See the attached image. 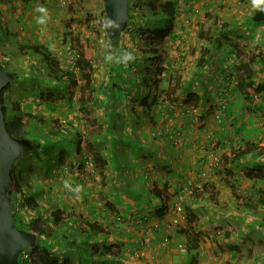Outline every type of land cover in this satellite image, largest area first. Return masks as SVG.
I'll return each mask as SVG.
<instances>
[{"label": "crops", "instance_id": "obj_1", "mask_svg": "<svg viewBox=\"0 0 264 264\" xmlns=\"http://www.w3.org/2000/svg\"><path fill=\"white\" fill-rule=\"evenodd\" d=\"M195 8L200 9L198 16L193 15ZM241 9L242 14L237 17L227 13L233 11L232 8L226 9L206 0H199L193 6L181 3L175 6L177 13L172 21L173 28L163 43L156 47L165 53V69L159 75L157 103L147 110V115L140 116L136 112L145 104L144 100H150L152 85L145 83L148 73H152V68H148L150 65L142 68L139 77L132 75V72L125 74L129 83L124 89L117 79V86L109 89L105 100H101L100 90L102 87L106 90L101 82L110 80L108 69L94 74L97 80L96 83L92 82V87L96 88V99L87 107L92 116L85 114L78 122L90 126L85 139L91 144L86 148L94 156V166L84 169L80 166V156L74 153L73 157L75 155L78 160L75 166L73 158L59 157L58 162H64L62 169L76 172L73 177L76 176L79 181L64 175L63 179L71 185L72 190L61 182L58 193L61 202H56V195L51 194L46 205L56 207L57 204L65 212H75L77 216L73 225L77 230H86V226L93 222L106 227L103 234L94 228V237L87 241H94L98 248L103 243H116L119 245L118 255L86 262L87 258L71 249L69 244L73 240L67 233L69 231L64 229L66 239L59 241L60 250L53 245L48 256L58 257L59 254V261L68 258V264H79L84 260L85 264H187L188 256L182 259L177 248L178 242L186 241L185 237L177 227L170 232L163 228L162 223L167 216L154 214L160 200L149 186L155 184L161 188L165 185L167 193L178 191L187 178H195L206 168L204 161L212 149L210 146L216 144L223 168L218 166L216 170L208 172L204 185L207 191H193L185 200L186 211L196 216L194 229L200 232L197 236V264H264V215L261 212L264 207V141L260 127L263 119L253 118L243 111L250 105L243 98L238 84L240 63L237 64L238 59L234 58L229 51V43H226L238 39L232 34V29L237 34L249 36L252 33L251 38L257 37L252 32L254 28L242 26L248 16ZM218 15L222 18L215 21L226 24L223 29L226 36L217 35L219 41H214L218 31L212 28V24ZM184 18L192 20L189 36L183 24ZM136 28V25L133 26L134 30ZM223 30H220L221 34ZM125 33L118 40V45L125 47L122 50L126 51L136 43L138 47L144 46L137 34L132 36L129 32ZM24 37L26 41L34 39L25 34ZM246 61L254 79L260 78L262 73L264 75V62L258 59ZM232 72L237 73L235 82L231 80ZM117 74L122 75V71L119 70ZM247 80L248 77L245 78ZM141 83L144 85L141 86ZM67 84L66 81L60 86L67 89ZM225 87L227 92H223ZM190 92L198 96V102L191 112L193 116L185 113L187 103H183ZM168 95L172 97L170 101ZM162 96L167 101L160 100ZM222 102L225 109L216 119L213 111ZM211 106L212 114L197 123L194 114L200 118L210 112L208 109ZM255 106L263 109L264 101L257 102ZM174 137L176 144L173 143ZM241 138L245 142L240 143ZM244 143L255 146L233 158L234 147ZM240 166H244V174L249 168H256L259 172L257 176H246L244 182L248 181L249 187L242 193L239 192V182L244 177L240 178ZM224 170L231 173L228 180H223L227 177ZM233 184L237 185L232 187V192L229 186ZM77 185L83 189L79 193L74 191ZM253 207L257 210L258 223L255 230L249 231L245 229L247 221L243 213L252 214ZM70 218L73 217H67ZM69 233L73 235V232ZM146 234L148 242H139ZM135 249H141L143 256L136 257Z\"/></svg>", "mask_w": 264, "mask_h": 264}, {"label": "rangeland", "instance_id": "obj_2", "mask_svg": "<svg viewBox=\"0 0 264 264\" xmlns=\"http://www.w3.org/2000/svg\"><path fill=\"white\" fill-rule=\"evenodd\" d=\"M134 1V0H132ZM144 0H139V2L143 3ZM146 1V0H145ZM199 0H185L184 4H191L193 6V3L197 2ZM205 1V0H202ZM212 3H218L220 6L228 9L232 8L233 11H227V13L231 14L232 16L239 17L240 14V8H242V12L245 13L248 17L245 18L243 22V27H247L249 29H253L252 32H254V35L257 36L256 38L253 37V34L251 31H249L251 34L248 36L247 34H237L235 32V29H232V34H235L238 39H234V42L230 43L229 41L226 43H229L230 49L229 51L234 55V58L236 57L238 59L237 64L245 63L247 64V67L245 70L241 69L240 76H243V74H247L245 78L248 77V80L245 81L244 78V85L240 86V91L242 88H248V83L251 82V87L256 88L257 86H260L264 83V75L261 74L260 78L254 79L252 77V70L249 68L247 59L249 60V57L251 55L257 54L260 48H262V37L264 35V21H261L260 23H254L249 20V16L253 14L256 10V8L253 7L251 0H206ZM70 1L67 0L65 3H61L59 0H0V20L4 21L8 30L6 32H2L0 30V54H4L2 59H0L1 62H3L7 69L14 70L18 75L17 79H13L11 81V84L9 85V89L12 87L15 88L14 93L5 95L6 102L10 101L11 98H22L24 99L23 106L30 107V104L35 107L34 111L41 112L46 110V107L49 105V107H62L65 109V111H68L71 114H76L77 106L80 105L79 101L76 96V90H78L77 87L74 89V95L73 98L67 99L65 97L67 89L64 86H60V84L54 80H51V82L45 81V75H46V66L39 60V56L35 55L33 53H28L26 55H21L20 50L23 49L20 47L24 45V42L26 41L24 34L26 36H31V38H34L32 41L38 42L40 44H44L47 48L50 49V52L53 56H55L59 60V65L62 71H68L71 67L72 63V50L69 47V44H64L62 42V33L67 28L65 26V23H67L69 26H71V29L73 31H80L83 32L85 35L89 37V40L91 44L94 47V69L92 74V82L96 83L95 75L99 70H105L108 69V75H113L115 71L121 70L122 73L128 75V73L132 72V75L139 77L141 75L142 68H144L146 65L149 64V60H147L146 56L143 54L142 47H138V43H136L135 46L131 47L130 49L126 48V51L122 50L121 45H118V51L115 49L114 51H109L107 49V41H106V35H105V27L103 25L105 20V15H103V2L102 0H75L71 4H68ZM13 3V4H12ZM43 6L47 9V13L49 16L48 22L46 27L39 25L36 23V17L40 15V13L36 12L35 9ZM196 9H194L195 11ZM222 14V11H220ZM218 12V14L220 13ZM201 12L197 10L195 12V16H198ZM26 16V17H25ZM232 18L231 16H229ZM251 17V16H250ZM221 19L222 17H216L214 18L212 28L216 29L218 31L219 24L216 23L217 19ZM216 20V21H215ZM236 20V18H235ZM166 21L164 17L161 18V23L163 24ZM218 22V21H217ZM221 22V21H219ZM190 23L192 24V20L190 19ZM232 26V23H229ZM190 25L189 29L186 30L187 34L189 36L191 32ZM233 27V26H232ZM239 27V25H238ZM205 28V27H202ZM126 31L120 33L119 39H121V36H123ZM130 34H134V29L132 28L130 31H128ZM235 37V38H236ZM29 38V37H28ZM117 40V42H118ZM31 41V40H30ZM118 44V43H117ZM156 45L159 46V43L156 42ZM219 47V46H217ZM237 51V54H236ZM122 52H131L133 56L137 59H134L135 61H131L128 63V66H130L131 70L124 71V64H120V66L115 62H109L105 59L106 55H119ZM143 57V58H142ZM257 59V58H255ZM254 59V60H255ZM141 60V61H140ZM253 60V61H254ZM233 63V61H232ZM119 66L120 68H117ZM233 66V65H232ZM150 67V66H149ZM135 68L137 70L135 71ZM151 68V67H150ZM114 72H113V70ZM133 69V70H132ZM234 69V68H233ZM232 69V70H233ZM238 69H240L238 67ZM74 78L76 81L79 79V73L77 71H74ZM243 73V74H241ZM21 74V76H20ZM237 75V73H235ZM234 72L231 73V80L235 82V75ZM107 75V77H108ZM109 76V77H110ZM106 77V78H107ZM257 82V80H259ZM104 82V81H102ZM101 82V83H102ZM147 83V80H146ZM141 86L144 85V83L140 84ZM26 86V87H24ZM126 85H123L124 88H126ZM63 87V88H62ZM96 89V88H94ZM44 90V92L51 90L52 91V100L43 102L42 100H39L37 97V93L39 91ZM261 90H264L263 88ZM163 92V91H162ZM258 91H253L250 96L243 95V98L246 100L250 107L245 108L243 111H246V115H250L253 118H261L263 119V122L260 123L261 130L263 132L261 138L264 141V107L263 109H258L255 105L257 102H260V100L263 97L262 95H257V97H254L253 94ZM242 93V91H241ZM11 95V97H9ZM169 95L167 96L168 100L170 101L172 97L169 99ZM57 102L58 104H52L54 102ZM186 105V104H185ZM255 106V108H253ZM42 107V108H41ZM195 106L192 107L194 109ZM61 110V108H60ZM101 110V109H100ZM185 110V108H184ZM192 111H185V113L190 114L193 116ZM9 113V111H8ZM81 116V115H80ZM77 116V117H80ZM199 115L194 114V118L196 119ZM193 119V117H191ZM194 120V119H193ZM28 135H32V131L29 128H24ZM45 134L47 132L43 131ZM63 136L62 141L69 142L70 136L67 132H62ZM34 138V137H33ZM178 141V137H177ZM43 147L39 149L41 151V154L36 155L35 151L38 149V144L34 142L33 147L27 151L26 153L33 154V156L28 155L24 156L25 154L21 155L19 158L15 159L17 160L15 165H18L19 167H25L26 165L32 166L33 170L32 172H26L22 171L20 175L19 182L20 183H26L27 189L30 195H34L36 197L37 206H32L33 209H29L30 207V201H27V204L25 203V206L28 207V212L31 214L33 213H42L46 217L49 218V211L50 208H53L55 206L46 205V203L49 202L51 194L56 195V202H61L59 200V188L64 183L63 176L71 177L75 181L77 180L76 176L73 177V174L76 172H73L71 169H68V171L62 169L63 163H59V151L57 147L56 149L50 148L48 142H43ZM175 144V143H174ZM216 147V144L213 146H210V148L214 149ZM211 150H209L210 153ZM73 148L69 147L66 149V152L61 154V156L65 158H73L75 161L74 166L76 162L78 161L76 156L73 157ZM79 157V156H78ZM80 158V157H79ZM81 159V158H80ZM23 161V164L21 163ZM207 161V158L204 162ZM81 162V160H80ZM63 164V165H62ZM221 166L220 162L219 165ZM244 166H240V178L243 176L244 178L241 179V183L239 182V192L242 193L244 190H248L249 182L245 181L246 175L244 174L245 169ZM85 169V168H84ZM206 169V168H205ZM223 170V169H222ZM226 173V171L224 170ZM235 175V173L233 174ZM44 176V178H42ZM208 176V175H207ZM26 177V181H24ZM30 178V181L29 179ZM84 178V177H83ZM239 177H235V179L240 180ZM207 179V177H206ZM32 183V188H31ZM237 185V184H236ZM13 198H18V195H13ZM195 203V202H194ZM194 203L192 204V207L194 206ZM57 207V204H55ZM58 208V207H57ZM254 210V211H253ZM253 211L252 214H249V212L243 213L244 216H246L245 220L247 221V225L245 229H250L249 231L255 230V226H257V210L256 207H253L251 209ZM186 213V222L183 223L184 227H187L190 222H193V219L190 222H187V211ZM261 212L264 215V207L261 209ZM16 222L23 226L22 223H20V220H23L24 222L29 219V214L26 213V211L21 207L18 211L15 212ZM75 221V218L65 219L60 222V226L69 231L73 232V235L67 232L71 239L73 240L71 243V248L76 249V246L79 248L75 253H83V255L88 256V254L91 252L92 247L94 246V241H87L88 238H93L94 234L91 233V229L87 227L88 229L85 231L87 232V236L85 234H81L79 230L75 229L76 227L73 225ZM86 226V225H85ZM54 226L53 232L54 235L58 237L59 240H62L61 237L62 233ZM182 228V227H178ZM191 229V228H190ZM195 230V229H194ZM193 229H191L189 232L191 234H195ZM196 231V230H195ZM65 233V232H64ZM196 236L199 235L200 232L196 231ZM243 234L244 231H242ZM81 234V235H80ZM94 240V239H93ZM186 240V239H185ZM41 242V240H39ZM184 242V241H183ZM186 242V241H185ZM69 244V245H70ZM50 247H48L49 249ZM41 252V247L37 248L35 250H32L31 256L33 258V264H40L41 260L38 258L39 253ZM207 252V250H206ZM71 253V252H70ZM74 251H72L73 255ZM49 254V253H48ZM47 257H51L50 255ZM75 254V255H76ZM179 254L182 259L186 256L185 251H179ZM78 255V254H77ZM44 256V255H43ZM80 256V255H79ZM46 258V257H45ZM222 259V256L220 257ZM93 263H96L95 260H93ZM85 264V263H84ZM92 264V263H91ZM261 264V263H260Z\"/></svg>", "mask_w": 264, "mask_h": 264}, {"label": "trees", "instance_id": "obj_3", "mask_svg": "<svg viewBox=\"0 0 264 264\" xmlns=\"http://www.w3.org/2000/svg\"><path fill=\"white\" fill-rule=\"evenodd\" d=\"M69 1L70 2L68 4H71L75 0H69ZM129 2H128V21H127L125 30L128 29L129 26L139 24L137 27V30L139 31L140 39L144 42V44L146 43L153 44V42L154 43L158 42L162 44L165 37L171 32L173 28L172 21L175 19V16H176V12H175L176 0H165L163 2H161V0H151L150 2L146 4L147 10L145 8H140L137 16L130 14ZM103 15H105L104 10H103ZM250 16L252 17V14ZM250 16H249L250 21L254 23L261 22V21H258V22L253 21ZM162 17L166 19L163 26L161 23ZM104 24H105V20H104L103 25ZM65 26L67 28L62 33V42L64 44L68 43L69 47L72 50V53H71L72 63L68 71L61 70L60 65H59V60L51 54L50 49L47 48L44 44H40L32 40L25 41L24 45L20 47V49L23 48L20 50L21 52L20 54L26 55L28 53H33L39 56V60L46 66V69H47L46 75H45V81L50 82L51 80H54L58 82L59 84L67 81L68 83L66 85L67 92L65 95L67 99H71L73 96L75 87L78 88V90H76V96H75V98L78 99L79 104H80L77 106V109H76L77 113L74 115V114L69 113L68 111H65V109H63L62 107H59V106L49 107V105L47 107L46 105L43 106L46 108V110L44 111L41 110V112L40 111L36 112L34 111L35 109L34 104H33L34 106L30 104V107L23 106V103H22L24 102L23 96L22 98H16V97L11 98L10 101L6 102V99H5V95L7 96L6 92L8 91L7 92L8 94H12L14 93V90H16V87L13 89L11 87L9 89L10 87L9 85L11 84V81L4 88L0 90V97H1V104H2V109H3L5 128L11 135L15 137H19V138L28 137L32 140L33 145H34V142H36L38 144V149L35 151L36 155L41 154V151H39V149L43 147V144H42L43 142H48L50 148L56 149L55 147H57L58 148L57 151H59L60 158H61V154L65 153L67 148L72 147L74 154H77L80 156L81 158L80 166L83 167L84 164L82 161L81 152L83 150L88 151L86 146L91 145L90 142L85 139L86 134H88V132L90 131L89 129L90 126L85 125L84 123H82V125L81 123H74L72 119L80 115L83 116V114L84 115L86 114L87 116H92V112H88L89 108L87 107L89 104H91V102L94 99H96L95 98L96 89H94L95 87H92V74H93V69H94V47L91 44L89 37L85 35L83 32L73 31L71 29V26H69L67 23H65ZM225 26L226 24H219L218 32L216 36L214 35V41L215 40L219 41L218 40L219 38L217 35L222 36V37L226 36V31L223 30ZM0 30H2V32H6L8 30L5 22L2 20H0ZM220 30H223L222 34L220 33ZM118 37L119 35L111 39L106 38L107 49L109 51H114L115 49H117L118 51V44H117L118 43L117 40L119 39ZM214 44L216 43L214 42ZM142 50L146 53L148 52L151 53V57L149 58V61H150V67L152 68V73H148L149 75L145 79V83L147 80V84L150 83V85H152V92L149 96L150 100L148 99L144 100L145 104L141 107L140 110L136 112L140 116L147 115L148 113L147 110H149L151 106L157 103L156 90H158L159 88V83H160L159 75L165 69L164 63H163L165 60V53H163L159 49H156L155 47H151L149 49H145L142 47ZM206 51H209V50L206 49ZM3 56L4 54L3 55L0 54V59H2L1 57ZM256 57L259 61L264 62V57L262 55V49H260L259 52L255 54V56L251 55L249 57V60L253 61ZM0 64H2V66H4V68L8 72H11L14 75V79L18 78L19 74H17L14 70L7 69V66L1 61H0ZM118 65L120 66V64ZM119 66H117V68H120ZM123 67H124V71L131 70L128 64L127 66L123 65ZM246 67H247V64L245 63L240 64V70L241 69L245 70ZM73 70L79 73V77H80L79 81H76V79L74 78ZM118 72L115 71L114 74L109 77L110 78L109 81H106V82L104 81L101 83V86L104 85V88H106V90H103V87H102L100 90V92H102V94H100L101 100H105L104 98L105 96L108 95L110 88L117 86V79L121 85L122 84L126 85L129 83L127 78L125 77V73L123 72L121 75V74H117ZM245 76H247V74H245ZM244 78L243 76H240V79H238V84L240 83L239 86L244 85L245 83ZM251 84L252 83L249 82L248 88H245V89L242 88L241 91L243 95L250 96V94L253 91H259L263 88V87L260 88V86H257L254 89L251 87ZM122 89H124V87H122ZM160 92L162 91L160 90ZM262 94H264V90ZM100 95H98L97 98L100 99ZM9 97H11V95H9ZM37 97L39 100L43 99L42 100L43 102L52 100L53 98L52 91L51 90L46 91V92H44V90L39 91L37 93ZM263 101H264V98L260 100V102H263ZM197 102H198V96L191 92L187 93L186 97L183 100V103H191L193 106H195ZM54 104H58V103L55 101L53 105ZM211 108L212 106L208 109V111L210 112L206 113V115L201 116L200 118L197 119V123L201 122L202 120L206 119L212 114ZM24 128H29L32 131V135H28ZM44 130L47 132V134L43 132ZM63 131L69 134L70 136L69 142L64 143L62 141ZM243 142H245V139L241 138L240 143H243ZM82 145H84L83 148H82ZM251 146H255V145L254 144L246 145L245 143L244 145H241V144L236 145L234 147L235 149L233 151L234 154L232 155V157L236 158L238 154L244 151L247 152L248 150L247 148H250ZM241 147H244V148L242 149ZM24 154H25L24 156H28V155L33 156V154H30V153L27 154L26 152ZM90 154H91L90 156L92 158V162L94 166V156L92 153ZM21 163L23 164V161H21ZM32 168L33 167L30 166L29 164L26 165L25 167L21 166L18 168V165H15V160L11 164L10 193H11L12 210H13L12 197L14 194H17V193H20V195H22L21 200L24 203V205L25 203L27 204V201H30L31 204H30L29 209H33L32 208L33 205L34 207L37 206L36 197H34V195H30V193L28 192V189L26 188L27 184L19 182L22 171H26L29 173V172H32L33 170ZM258 173L259 172L258 170H256V168H249L246 171L245 175L247 177H253V176H257ZM225 175L227 177L223 180H228L227 178H231V173L228 170L225 173ZM24 181H26V177ZM229 187L231 188V191H232V187L235 188L236 185L233 184L232 186L230 185ZM149 189L160 200V205L155 210L154 214L157 216L160 215L163 217L167 216L174 200L177 198L178 194L180 193V190L174 191L172 193L170 192L167 193L165 185H163L161 188H157L155 184H152L151 186H149ZM199 191L205 192L207 190H205V187L203 186L202 188L199 189ZM210 198L213 199V196L210 195ZM169 200L170 202L168 203ZM185 202L186 201L184 199L183 201L184 211H186ZM24 209L26 213L29 214L30 216L29 219L25 221L23 226H20L15 220V212H14L13 213L14 222L18 228L25 229L35 234L37 238L35 245L31 248L25 249L24 251H27L31 254L32 250H35L41 247V252L38 255V258H40L41 260L40 264H68L67 263L68 258H65L64 260L59 261L58 259L59 254H58V257L57 255H54L53 257H47L46 254L49 253V250L50 248H52L53 245L56 246L59 250L61 248V245H60L61 242H59L61 240H59L60 238L58 239V237L55 236L53 232L54 226H56L55 228H57L60 232H63L64 229L60 226V222L62 220L67 219V217L76 218L77 214L75 212L73 213L65 212L64 210H61L57 207H53L49 211V218H48L40 212L39 213L32 212L30 214L28 212L29 209L27 206ZM192 219L194 222V220L196 219V216L193 213H190L188 211L187 222H190ZM86 227H89L91 229V233L95 231L94 228L97 229L96 232L100 234H103L104 230H106L105 229L106 227L98 226V224L95 222L88 224V226ZM190 228L194 230V223L190 222V224L187 227L179 228L178 232L181 235H183L186 239V248L184 251L186 252V255L189 258L187 264H197V261H198L197 247L199 245L198 239L196 236L197 233L194 230L195 234L194 235L191 234L189 232V230H191ZM87 229L88 228H86V230ZM79 232L81 234L86 235L88 231L79 230ZM65 234L66 233L63 232L61 235V237L64 239H66ZM39 240H41V242H39ZM48 247L50 248L48 249ZM71 249L78 250L79 248L76 246V249H73V248ZM118 249H119V245H117L116 243H110V244L103 243L101 248H98L94 245L91 249V252L88 254V256L83 255V253H77V254L80 256L83 255L85 258H87L86 260L87 262L89 259L106 258L110 256L115 257L118 255ZM20 262L21 264H25L22 261ZM86 262L84 260V261H81L79 264H82V263L84 264Z\"/></svg>", "mask_w": 264, "mask_h": 264}, {"label": "water", "instance_id": "obj_4", "mask_svg": "<svg viewBox=\"0 0 264 264\" xmlns=\"http://www.w3.org/2000/svg\"><path fill=\"white\" fill-rule=\"evenodd\" d=\"M109 21L118 24L115 28H105L106 37L111 39L125 29L127 25L128 0H102ZM253 21H264V11L256 10ZM262 55L264 57V37L262 39ZM14 75L0 64V90L4 88ZM33 147L30 138H19L11 135L5 128L3 109L0 97V264H20L18 256L24 249L36 243L35 234L18 228L13 219L10 193V169L12 162Z\"/></svg>", "mask_w": 264, "mask_h": 264}, {"label": "built area", "instance_id": "obj_5", "mask_svg": "<svg viewBox=\"0 0 264 264\" xmlns=\"http://www.w3.org/2000/svg\"><path fill=\"white\" fill-rule=\"evenodd\" d=\"M59 1L61 3H65L66 0H59ZM197 10L198 9L196 8L194 12H197ZM189 21H190L189 18H187L186 23H188ZM223 92H227L226 87L223 89ZM257 95H260V92H255L253 94L254 97H257ZM160 100L167 101V98H165V96H162L160 97ZM223 104H224L223 102L219 104V106L217 107V110L215 109L213 111L214 118L218 119L220 117L221 113L225 109ZM192 107L193 105L191 103H187L184 108H185V111H192L193 110ZM73 122L76 123L77 119L76 118L73 119ZM173 143H177L175 137L173 138ZM90 155L91 154L86 150H83L81 152V157H82V161L84 164L83 166L84 168L91 169L93 167V162H92V158ZM220 155H221L220 153L216 152V147L214 149H211L210 153H208L207 155V161L205 162L206 169L202 170V172L198 176L199 178L195 181L191 178H188L184 181L183 185L181 186L180 193L178 194L177 198L174 200L170 208L167 218L162 223L163 228L166 231L172 230L174 227H177V226H184L183 223L186 222L185 211L183 207L184 199L189 194L191 189H200L203 187V185L205 184V181L207 180L206 177L208 175V172L213 171L214 169L215 170L217 169L219 162H220ZM21 207H23V209L26 207L24 203L21 201V199H14L13 200V212L18 211ZM117 219H119V217H117ZM20 223L24 224L25 222L23 220H20ZM148 240H149V237H148V234H146L145 237H143L142 241L144 243H147ZM177 248L179 250H183L185 248V243L179 242L177 244ZM18 258L20 261H22L25 264H33V258L31 254L27 251L20 252Z\"/></svg>", "mask_w": 264, "mask_h": 264}, {"label": "clouds", "instance_id": "obj_6", "mask_svg": "<svg viewBox=\"0 0 264 264\" xmlns=\"http://www.w3.org/2000/svg\"><path fill=\"white\" fill-rule=\"evenodd\" d=\"M67 1V0H66ZM151 0H144L143 1V3H141V2H139V0H134V1H132V0H130V2H129V0H128V2H129V8H130V14L132 15H135V16H137V14H138V11H139V9L140 8H145L146 10H147V7H146V4L148 3V2H150ZM163 1H165V0H161V2H163ZM184 1L185 0H176V5L177 4H179V3H181V4H184ZM103 2V1H102ZM251 2H252V5H253V7L254 8H256L257 10H259V11H264V0H251ZM175 5V6H176ZM196 9V8H195ZM199 11H200V9L199 8H197ZM104 10V9H103ZM35 11L36 12H38V13H40V15L39 16H37L36 17V23L37 24H39V25H42V26H45L46 27V25H47V22H48V19H49V16H48V13H47V9L45 8V7H43V6H40V7H38V8H36L35 9ZM256 11V10H255ZM127 12H128V5H127ZM175 12L177 13V11L175 10ZM193 14H195V12H194V10H193ZM253 15V14H252ZM105 17V21H106V16H104ZM186 19L187 18H184V20H183V24H184V27H185V29L186 30H188L189 29V27H190V25H191V23H190V21L188 22V23H186ZM189 20H190V18H189ZM127 21H128V19H127ZM165 23V22H164ZM163 23V24H164ZM139 25V24H138ZM138 25H136L137 27H138ZM133 26H135V25H132V26H129L128 27V29H124L126 32H128V31H130L132 28H133ZM104 27L105 28H115V27H118V24H114V23H112V22H108V23H105L104 24ZM123 30V31H124ZM122 31V32H123ZM187 32V31H186ZM134 34H137L139 37H140V34H139V31L137 30V28H136V30H134ZM105 35H106V32H105ZM263 37H264V35H263ZM263 37H262V39H263ZM107 38V37H106ZM261 39V40H262ZM141 40V39H140ZM181 42H183V40H180ZM144 44V43H143ZM160 44V43H159ZM141 47H143V48H145V49H149V48H151V47H157V45L153 42V44L152 43H146V44H144V46H141ZM157 49V48H156ZM260 49H263V47L262 48H260ZM259 49V50H260ZM259 52V51H258ZM143 54L146 56V58H147V60H149V58L151 57V53H146V52H144L143 51ZM143 58V57H142ZM257 58V57H256ZM105 59L107 60V61H109V62H115V63H117V64H124L125 66H127V64L129 63V62H131V61H133L134 59H135V57L133 56V54L131 53V52H122L121 54H119V55H116V56H114V55H111V54H109V55H106V57H105ZM148 65H150V61H149V64ZM147 66V65H146ZM4 67V66H3ZM165 67V66H164ZM146 68V67H145ZM148 68H150V67H148ZM124 69V68H123ZM240 72H243L244 73V71H240ZM162 73V72H161ZM242 73V74H243ZM243 77H246L245 76V74H243ZM77 81H79V79L77 80ZM261 87H263V89H264V85L262 84L261 85ZM258 92H260V95H262V92H263V90H259ZM74 95V94H73ZM72 98H73V96H72ZM53 104V103H52ZM84 115V114H83ZM73 119H75V118H73ZM73 119H72V121H73ZM76 119H77V122L76 123H78L81 119H82V115L80 116V117H76ZM179 134V133H178ZM22 138H24V137H22ZM176 144V143H175ZM23 155V154H22ZM17 159V158H16ZM20 159V158H19ZM17 160H15V162H16ZM220 163H221V160H220ZM16 164V163H15ZM84 168V167H83ZM93 168V167H92ZM85 169H87V168H85ZM202 170H204V169H202ZM202 170L199 172V174L195 177V178H193V177H190L191 179H193L194 181L195 180H197L199 177V175H200V173L202 172ZM29 179V181H30V178H28ZM188 179V178H187ZM207 181V180H206ZM205 181V182H206ZM205 185V184H204ZM203 185V186H204ZM64 186L66 187V188H68L69 190H72V188H71V185L67 182V181H64ZM83 189H82V186H80V185H77L76 186V188L74 189V191L75 192H77V193H79V192H81ZM180 190V189H179ZM193 191H199V189H191L190 190V192H189V194L188 195H190V193L191 192H193ZM15 195H18V198H16V199H21V196L22 195H20V193H17V194H15ZM187 195V196H188ZM187 196H186V198H187ZM186 198H185V200H186ZM14 200V198L12 197V201ZM22 201V200H21ZM12 208V207H11ZM12 213H14L13 212V210H12ZM186 213V212H185ZM117 217L118 216H116V219H117ZM185 217H186V214H185ZM14 219V218H13ZM15 220H16V217H15ZM178 227H182V228H185L184 226H177V228ZM175 228V227H174ZM173 228V229H174ZM172 229V230H173ZM171 230H168V232H170ZM142 239H143V237L139 240V242H141V243H143V244H145L143 241H142ZM180 242H183V241H180ZM179 243V242H178ZM185 243V242H184ZM31 248V247H30ZM185 248H186V243H185ZM185 248L183 249V250H180V251H184L185 250ZM25 250V249H24ZM23 250V251H24ZM179 250V249H178ZM135 253V256L136 257H139L140 258V256H143L142 254H143V252H142V250L141 249H135V251H134ZM140 252V253H139ZM18 260H19V258H18ZM20 262V261H19ZM20 264H21V262H20Z\"/></svg>", "mask_w": 264, "mask_h": 264}]
</instances>
